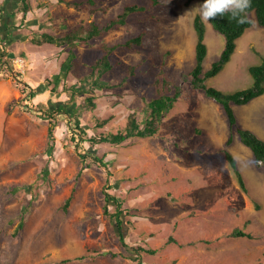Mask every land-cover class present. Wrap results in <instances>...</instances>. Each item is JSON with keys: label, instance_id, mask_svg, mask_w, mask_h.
I'll list each match as a JSON object with an SVG mask.
<instances>
[{"label": "rangeland", "instance_id": "rangeland-1", "mask_svg": "<svg viewBox=\"0 0 264 264\" xmlns=\"http://www.w3.org/2000/svg\"><path fill=\"white\" fill-rule=\"evenodd\" d=\"M19 2L0 0L6 12L0 23V39H5L0 53L10 54L14 72L32 88L45 86L33 100L39 109L62 102L76 108L91 96L94 106L81 109L88 138L125 131L134 113L143 122L147 103L158 97L159 89L166 90L164 80L170 82L171 95L177 85L181 94L154 137L132 138L116 146L86 142L85 148L107 163L103 168L89 161L87 167L70 138L68 123L24 111L21 86L13 73H4L0 264H264V167L256 166L252 151L237 133L227 147L231 131L221 105L187 82L195 66L193 23L198 15L191 10L201 2L30 0L26 14ZM132 4L147 10L72 53L68 44L39 42L45 33L60 37L93 20L105 25ZM12 12L14 16L9 15ZM252 17L255 21V14ZM205 25L204 68L209 69L221 58L225 38L210 22ZM139 34L141 46L119 47L111 56L114 68L103 77L111 87L72 95V87L90 76V66L102 56L104 45L121 44ZM261 56L264 28L255 22L209 85L225 93L248 89L253 83L248 68L259 64ZM131 68L134 75H129ZM234 109L238 123L264 140V95ZM51 123L56 129L50 143ZM225 150L237 160L247 191ZM109 187L122 202V229L111 217L116 205L106 201ZM21 220L24 225L16 232ZM235 229L252 237H237Z\"/></svg>", "mask_w": 264, "mask_h": 264}, {"label": "trees", "instance_id": "trees-1", "mask_svg": "<svg viewBox=\"0 0 264 264\" xmlns=\"http://www.w3.org/2000/svg\"><path fill=\"white\" fill-rule=\"evenodd\" d=\"M194 0H186L189 5ZM202 3V0H199ZM21 11L25 14L31 9L30 0H20ZM147 10L146 6L139 4L127 5L124 10L116 16L109 19L105 25H101L95 20L90 22L88 25L80 24L79 27L70 31L69 33L56 37L51 34H44L43 40L40 43H52L57 45L68 44L71 46V53L77 46L89 45L90 41L94 38L99 37L109 30L128 24L129 18L133 14H138ZM255 14V21L253 19ZM5 9L0 5V23L5 19ZM14 16L15 13L9 14ZM247 20L245 23H238L236 19L231 17L230 13H225L223 16H217L210 23L213 28L225 38V48L221 54L219 61L214 63L209 69L204 68V61L208 55V46L206 44V25L201 20L200 15H196L194 19V30L196 34L195 42V66L193 70L187 76L188 83L191 87L196 90H203L205 95L218 104L221 105L223 112L226 116L229 129L231 131L227 138V147L234 143V134L237 133L242 143L247 146L253 153L256 166L260 169L264 167V140L260 138L254 131L241 126L238 123V118L234 109V105H247L254 99L264 95V56H261V62L256 65H251L248 68L250 75L253 78L251 87L245 90L234 91L225 93L222 90L209 85L208 81L211 78L216 77L221 73L225 66L231 61L237 47L238 39L256 22L258 26L264 28V0H251V5L246 12ZM12 18V17H11ZM143 35H137L136 37L130 38L124 43L114 45H104L102 56L91 65L90 76L81 78V84L79 86L72 87V95H84L87 92H94L95 88L107 89L111 87L110 84L103 81V77L108 74L114 68L111 56L114 54L116 49L119 47H126L129 50H133L134 46L142 45ZM8 39V38H7ZM0 42L5 43V39H0ZM12 58L6 51L0 53V77L5 74L13 73V80L19 86H21L22 94H24V104L21 105L22 109L29 113H34L37 117H47L51 120H65L69 126L70 138L74 142L76 150L79 152V156L82 161L87 164L89 161L95 165H99L103 168L107 167V163L104 157L98 156L95 152L85 148V143L91 141L93 143H109L111 145H120L132 138H151L158 133V125L161 123L164 114L168 113L173 107H175L178 97H180V87L176 86V93L171 95L170 82L164 80V86L166 90H158V97L152 99L147 103L145 119L140 122L137 115L134 113L130 115L128 125L125 131L118 133H108L101 136L97 140L88 138L86 128L82 125V111L81 109L85 104L93 105V98L91 96L85 97V102L76 108L70 107L66 103L51 104L50 107L39 109L37 105L33 103V100L40 94H42L46 88L44 85L39 88H32L28 82H26L22 74L14 72L12 65ZM71 68V66H70ZM69 70V66L66 71ZM134 68H131L129 75H134ZM60 83V77L53 80L55 87ZM41 87V88H40ZM56 88L52 89L54 91ZM52 124V123H51ZM55 125L49 127V139L50 143L54 142L55 139ZM52 146V144H51ZM225 157L235 173L240 186L247 191L244 176L238 168L237 160L234 155L229 151L225 150ZM90 162V163H91ZM111 187L105 188L106 201L108 203L113 202L117 207V212L112 214L122 229L123 225V214L122 202L119 198L113 195ZM24 225L23 220L19 223L16 228V232L22 229ZM233 234L237 237H249L251 234L246 233L241 229H235ZM122 242L126 246L125 238L121 235ZM173 240V238H171ZM137 251H141V248H137ZM113 257H117V253H111Z\"/></svg>", "mask_w": 264, "mask_h": 264}, {"label": "clouds", "instance_id": "clouds-1", "mask_svg": "<svg viewBox=\"0 0 264 264\" xmlns=\"http://www.w3.org/2000/svg\"><path fill=\"white\" fill-rule=\"evenodd\" d=\"M250 5L251 0H202V3L191 11H197L204 22H211L218 15L223 16L225 13H230L238 23H245L246 12Z\"/></svg>", "mask_w": 264, "mask_h": 264}, {"label": "crops", "instance_id": "crops-1", "mask_svg": "<svg viewBox=\"0 0 264 264\" xmlns=\"http://www.w3.org/2000/svg\"><path fill=\"white\" fill-rule=\"evenodd\" d=\"M236 112V111H235ZM236 115H237V113H236ZM237 118H238V115H237ZM238 122H239V119H238ZM244 126V125H243ZM245 128H247V129H250V127H248V126H244ZM251 130V129H250ZM253 131V130H252ZM255 133H256V131H254ZM257 134V133H256ZM258 135V134H257ZM260 138H262V135H258ZM263 139V138H262Z\"/></svg>", "mask_w": 264, "mask_h": 264}, {"label": "built area", "instance_id": "built-area-1", "mask_svg": "<svg viewBox=\"0 0 264 264\" xmlns=\"http://www.w3.org/2000/svg\"><path fill=\"white\" fill-rule=\"evenodd\" d=\"M19 65L23 66L24 65V61L23 60H18Z\"/></svg>", "mask_w": 264, "mask_h": 264}]
</instances>
